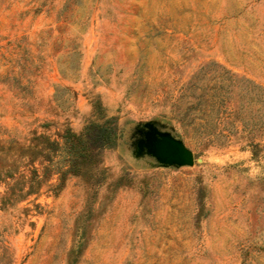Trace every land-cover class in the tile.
Returning a JSON list of instances; mask_svg holds the SVG:
<instances>
[{"label": "rangeland", "instance_id": "1", "mask_svg": "<svg viewBox=\"0 0 264 264\" xmlns=\"http://www.w3.org/2000/svg\"><path fill=\"white\" fill-rule=\"evenodd\" d=\"M0 264H264V0H0Z\"/></svg>", "mask_w": 264, "mask_h": 264}, {"label": "trees", "instance_id": "2", "mask_svg": "<svg viewBox=\"0 0 264 264\" xmlns=\"http://www.w3.org/2000/svg\"><path fill=\"white\" fill-rule=\"evenodd\" d=\"M62 137L65 140L64 149L68 163L64 173L72 172L73 174H78L81 166L84 168L96 164L102 149L110 146L115 140L110 127L106 124L97 125L96 123L88 125L82 133H76L67 128ZM30 141L29 145H20L19 149L21 154L30 156L32 160L37 157V154L43 152L50 162L52 161L51 154L60 148L58 142L44 134H36ZM40 141L45 145L43 149L39 147ZM64 173H62L61 179L64 177ZM30 193V190L26 192V194Z\"/></svg>", "mask_w": 264, "mask_h": 264}, {"label": "water", "instance_id": "3", "mask_svg": "<svg viewBox=\"0 0 264 264\" xmlns=\"http://www.w3.org/2000/svg\"><path fill=\"white\" fill-rule=\"evenodd\" d=\"M152 154L165 164L192 165L194 163L193 152L181 141L163 137L152 142Z\"/></svg>", "mask_w": 264, "mask_h": 264}]
</instances>
